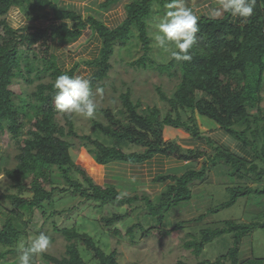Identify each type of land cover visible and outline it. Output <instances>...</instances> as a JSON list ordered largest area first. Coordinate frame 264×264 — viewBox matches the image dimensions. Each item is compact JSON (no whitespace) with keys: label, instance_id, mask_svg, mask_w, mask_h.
Masks as SVG:
<instances>
[{"label":"trees","instance_id":"obj_1","mask_svg":"<svg viewBox=\"0 0 264 264\" xmlns=\"http://www.w3.org/2000/svg\"><path fill=\"white\" fill-rule=\"evenodd\" d=\"M208 1L211 6L216 3V0ZM30 2L48 6L50 13L35 17V22L43 21L41 25L28 23L18 27L11 14ZM165 2L102 0L95 11L83 14L64 10L54 0H0V17H10L0 20V131H9L20 146L15 168L4 169L17 193L3 195V199L28 214L43 209L56 191V188L48 189L47 186L53 184V167L57 166L73 187V193H80L86 201L97 202L99 207L114 202L143 201L147 214L157 218L160 228L166 213L175 217L193 208V186L198 181L205 183L209 179L208 162L215 165L221 159L230 167L231 176L250 178L259 186L229 187V201L189 220L176 221L173 229L197 230L201 239L190 244L202 248L217 238H231L230 247L215 261L203 259L198 264H264V258H252V253L243 257L244 240L257 229H264L263 224L228 220L211 229L204 221L221 210L233 207L241 197L264 194V186L262 189L260 186L264 183V0H257L254 15L243 22L237 17L228 16L222 21H214L201 15L197 43L191 50L193 60L171 59L168 64H157L150 57L153 48L149 21L154 14L163 12ZM197 2L186 0L188 6ZM122 4L123 21L116 27H108L98 11L106 15ZM155 4L160 10H155ZM134 29L137 35H134ZM87 31L91 33L92 40L98 38L100 41L98 51L92 58L77 62L70 69L63 68L55 53L56 48L83 40ZM136 36L142 43L144 54L131 65L154 68L179 80L171 95L161 87L157 88L165 103L163 108L141 109V101L134 102L128 88L120 95L124 109L117 113L109 108L97 110L105 122L93 121L94 134L80 135L75 129L73 116L63 115L65 125H61L57 120L60 113L53 99V84L57 76L63 73L75 76L84 64L90 68L93 91L104 90L107 83L103 81L113 69L111 59L115 47L125 45ZM251 68L254 74H258L257 79L251 75ZM21 78L29 84L39 81L32 94L19 89L16 79ZM47 78L49 80L45 82ZM195 94L198 95L196 99L193 98ZM197 114L214 121L230 139L248 149L251 158L233 153L224 146L218 147L216 155L211 157L201 147L186 149L179 143L165 140L166 128H170L182 130L195 141L211 144L210 135L203 133L197 123ZM28 120H37V128L26 132L23 126ZM242 125L245 126L243 129L238 128ZM64 137L79 139L95 161L106 169L107 182L113 183L100 191L87 171L71 159L67 153L69 144L62 140ZM131 147L142 151L128 152L126 149ZM168 160L186 164L184 172L160 169L153 174L150 170L145 171L146 166ZM72 171L80 173L87 186L72 180ZM25 177H31L30 187L24 184ZM124 191L135 193V196L129 198ZM29 192L33 196L25 197L24 194ZM152 195H156L154 200ZM126 217L117 214L103 217L101 222L105 228H111ZM201 222H205L207 228H200L198 224ZM22 227L23 223L13 214L0 228V264H18V244L26 235L25 227ZM136 228L144 230L143 225L137 223L128 229V233L133 236ZM57 231L68 240L65 255L56 257L44 253L40 257L42 260L50 264H89L79 251L78 241H82L87 250L98 258L99 264H119L116 252L106 254L92 237L80 234L77 229ZM38 262L39 257L34 264Z\"/></svg>","mask_w":264,"mask_h":264},{"label":"rangeland","instance_id":"obj_2","mask_svg":"<svg viewBox=\"0 0 264 264\" xmlns=\"http://www.w3.org/2000/svg\"><path fill=\"white\" fill-rule=\"evenodd\" d=\"M54 1L64 10L78 11L83 14H87V11L90 10L87 4L73 0ZM211 1L215 2V0ZM201 3L202 1L198 0L196 5L200 4L199 6L189 5L194 10H197L200 16L206 15V9L211 6L208 0ZM30 7L28 5L20 7L19 11L25 16V24L21 25V27L26 26L28 23L35 25L43 24V21L35 22L34 19L37 15L46 12H33L30 10ZM162 9L164 12L165 9ZM155 10H160L157 4H155ZM163 12L154 14L151 20ZM98 14L101 17L103 16V13L100 11H98ZM4 18L9 19L10 17H0V20ZM133 31L134 35L138 34L136 29ZM151 31L152 29L149 24V33ZM89 40L90 42L83 43L82 45L77 43L58 45L55 53L59 56L60 64L63 68L70 69L75 63L93 57L87 52H84L85 47L91 43L92 38H89ZM96 44L98 43L96 42ZM152 48L150 57L157 64L169 63L171 58L168 53L157 50L153 46ZM143 54L142 43L137 36L129 40L125 45L118 44L115 47V53L111 59L113 69L109 77L103 81V83H107V86L104 90L99 89V92H97V89L93 91L98 102V110L101 108H109L117 113L119 110L124 109L120 95L126 92L128 88L131 90L133 101H141V109H146L147 107L163 108L165 103L162 101L157 88L161 87L167 95H171L175 91L179 80L177 77H170L168 73H161L154 68H143L131 65L132 62L137 61ZM81 65V70L77 75L90 74V68L84 64ZM252 71L253 69L251 68V75L257 79L258 74H254ZM48 80L49 78L44 81L46 82ZM16 83L19 85L18 87L21 91L32 94L36 90L39 81L36 80L34 84H29L21 78L16 79ZM197 97V94L193 96L194 99ZM73 118L75 129L80 135L94 134V120L105 122L100 112H97L93 119L76 115H73ZM196 119L201 131L210 135L212 139L211 144L206 141H195L189 134L184 133L182 130L170 128H166L165 140L179 143L186 149L201 147L211 157L216 155L218 147L224 146L233 153L249 159L251 158L250 151L236 141L228 138L214 121L199 114L196 115ZM57 120L61 125H65L63 114H58ZM244 127L242 125L238 128L243 129ZM36 128L37 120H28L23 126L26 132ZM101 139H103L102 136ZM62 140L69 144L67 153L71 159L87 171L89 177L100 188V191H104L108 185L113 183L107 182L106 169L95 161L92 154L88 152L79 139L64 137ZM126 150L128 152L132 150L142 151L140 148L132 147ZM19 153L20 146L15 142L13 134L9 133V131H0V228L4 225L7 217H12L13 214L17 215L19 222L23 223L22 228L24 229L25 227L24 230L26 232V235L22 238V242L27 244L29 238L43 233L49 236L51 240V246L46 253L56 257L65 255L68 244L65 236L57 230L75 228L80 234H86L92 237L97 246L104 250L106 254L116 252L119 264H198L203 259L215 261L220 254L224 253L230 247L232 241L229 236L217 238L205 248L192 246L190 243L200 241L201 239L198 231H192L189 228H186L184 231H175L173 229L174 224L176 221L182 222L194 218L209 208L229 201L231 197L230 191L227 190L229 187H243L248 185L252 188H257L255 185L259 186V184H255L250 178L238 179L231 176L230 167L221 159L215 165L208 162L209 179L205 183L196 182L192 188L195 193L197 192L193 195V208L185 214H179L175 217L170 213H166L165 220L159 228L157 218L147 214L143 201L125 204L114 202L113 204L99 207L97 202L86 201V198L80 193H73V187L66 181L58 167L55 166L53 167V184L47 186L48 189L56 188L53 198L45 203L43 209L35 210L33 214H28L16 208L11 201L3 199V195L17 193V190L12 189V182L6 177L4 169L15 168L17 165L16 156ZM185 165L170 160L166 162L160 161L146 166L145 171L150 170L153 174H156L161 169L165 172L183 173ZM70 178L86 184L82 175L76 171L70 173ZM30 181L31 177H25L24 184L30 187ZM260 186L262 189L264 183ZM62 189H67L68 191L64 192ZM124 192L128 193L129 198L135 196V193L129 191ZM156 195H152L153 200ZM24 196L30 198L33 196V193H25ZM141 196H143L142 193ZM188 208H190V205ZM117 214L126 215L127 217L116 223L113 227L105 228L101 219ZM228 220L264 225V194H253L241 197L233 207L221 210L219 213H215L204 221L209 223V227L213 229L221 226L222 222ZM137 223H141L144 230L136 228L132 236L128 233V229ZM198 226L200 228H207V226L205 227V222L199 223ZM244 244L243 257L249 256L252 253V258H264V229L259 228L253 232L250 238L244 240ZM78 246L85 261L89 264H99L98 258L95 257L93 252L87 250L86 245L82 241H78ZM3 252L8 253L4 249ZM38 264L50 263L39 257Z\"/></svg>","mask_w":264,"mask_h":264},{"label":"clouds","instance_id":"obj_3","mask_svg":"<svg viewBox=\"0 0 264 264\" xmlns=\"http://www.w3.org/2000/svg\"><path fill=\"white\" fill-rule=\"evenodd\" d=\"M257 0H216L206 9V15L214 21L237 17L246 21L254 15ZM165 11L149 22L152 46L168 53L176 61L191 62V50L200 32V14L189 7L186 0H166ZM54 104L58 113L68 116L95 118L98 102L92 89L91 74L70 76L60 74L54 81ZM100 90L97 89V92ZM51 246L50 237L41 233L29 238L27 244H18V264H34Z\"/></svg>","mask_w":264,"mask_h":264},{"label":"crops","instance_id":"obj_4","mask_svg":"<svg viewBox=\"0 0 264 264\" xmlns=\"http://www.w3.org/2000/svg\"><path fill=\"white\" fill-rule=\"evenodd\" d=\"M73 1L79 2V3H82V4H87V7L90 8V10H88L89 12L93 11L102 2V0H86V1L73 0ZM26 5L31 6L30 10L33 11V12L45 11L46 13H42L44 15H49V13H50V9H49L48 6H41V5H38L35 2H30V3L26 4ZM197 6L198 5H196V7ZM118 8H120V9H118ZM19 10H20V8L16 9L11 14L14 17L15 25H17L18 27L25 24V16ZM101 19L105 22V24L108 27L112 28V27L118 26L123 21V7H122V5H120L119 7L115 8V10L107 13L106 15H103L101 17ZM89 38H92V36H91V33L89 31H87L85 33V35H84L83 40H80V41H78L76 43L80 44V45H82L83 43H88V42H90ZM96 42L98 44H96ZM76 43H74V44H76ZM99 46H100V41L98 40V38H94L91 41V43H89L85 47L84 52H87L88 54H90V56H94L95 53L98 51Z\"/></svg>","mask_w":264,"mask_h":264}]
</instances>
